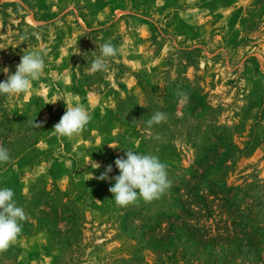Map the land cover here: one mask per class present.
Segmentation results:
<instances>
[{"label": "rangeland", "instance_id": "374dc122", "mask_svg": "<svg viewBox=\"0 0 264 264\" xmlns=\"http://www.w3.org/2000/svg\"><path fill=\"white\" fill-rule=\"evenodd\" d=\"M108 40L118 55L91 72ZM29 51L46 53L40 77L26 93L0 95V145L11 156L0 188L27 214L0 264H210L211 248L166 235L168 220L179 227L195 210L188 188L207 204L227 194L264 229V0H0V81ZM64 101L92 116L71 138L51 132ZM157 111L166 122L148 128ZM125 149L167 164L159 199L116 205L109 188ZM109 164V178L96 179ZM220 247L222 264L239 263Z\"/></svg>", "mask_w": 264, "mask_h": 264}, {"label": "clouds", "instance_id": "9594fccd", "mask_svg": "<svg viewBox=\"0 0 264 264\" xmlns=\"http://www.w3.org/2000/svg\"><path fill=\"white\" fill-rule=\"evenodd\" d=\"M99 52V56H95V51L93 52L95 58L91 64V72L105 70L107 59L117 56L119 49L111 40H108L99 46ZM45 56L46 53L41 51L23 52L19 64L16 65L15 73H11L7 67L3 68L2 71L6 74L7 79L0 81V95L12 99L26 93L30 89L32 81L37 80L43 72L46 66ZM185 95L186 93L177 91V96ZM64 102L66 111L59 122L53 126L51 132L59 137L71 138L86 128L92 116L82 104ZM166 120L167 114L157 111L152 114L146 124L148 128H151L153 125L166 122ZM31 124L35 128L42 127V123H36L34 120L31 121ZM10 160L9 150L0 145V164H6ZM91 163L95 164V169L100 167L92 159ZM114 163L119 170V175L112 177L115 183L109 188V192L113 194V199L118 207H128L134 204L138 198H142L145 202L159 199L171 186L167 164L162 163L155 155L140 154L131 149H125L124 156L115 159ZM112 170V165L109 164L105 171L95 178L106 180ZM92 178L94 177L92 176ZM13 197V189L0 188V253L7 251L17 239L22 232V222L27 219L25 210L17 206Z\"/></svg>", "mask_w": 264, "mask_h": 264}, {"label": "trees", "instance_id": "16d2710c", "mask_svg": "<svg viewBox=\"0 0 264 264\" xmlns=\"http://www.w3.org/2000/svg\"><path fill=\"white\" fill-rule=\"evenodd\" d=\"M118 114L120 113L118 112ZM120 119L126 118L120 116ZM194 178L196 176L191 177L190 180ZM191 191L193 189L188 188L186 195L191 204L194 205L195 210L190 212V210L184 209V214L180 217L179 227L175 226L176 219L168 220L165 231L169 238V244L174 243L178 231H183L186 234L185 241L187 243L191 242L203 250L211 248L210 251L213 256L210 264H222L221 258L218 257L220 246H226L232 251L231 259L239 261L237 264H264V229L253 226L252 221L244 215V212L236 204H229L227 194L224 196L221 194L222 199H219L217 194L212 192L210 196L214 198L207 204L203 194L195 193L192 195ZM255 201L257 199H254ZM254 205L259 208V205ZM67 208L68 206L65 205L64 209ZM76 216L77 219L80 217L77 213ZM216 216L218 220L214 222L213 226L201 225V223L209 222ZM54 235H57L55 238L57 246L64 250L66 248L65 235L60 233ZM184 250L186 251L187 248Z\"/></svg>", "mask_w": 264, "mask_h": 264}]
</instances>
